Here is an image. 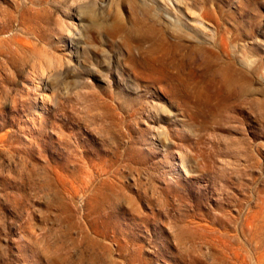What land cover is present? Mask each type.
Listing matches in <instances>:
<instances>
[{
    "label": "rangeland",
    "instance_id": "obj_1",
    "mask_svg": "<svg viewBox=\"0 0 264 264\" xmlns=\"http://www.w3.org/2000/svg\"><path fill=\"white\" fill-rule=\"evenodd\" d=\"M0 264H264V0H0Z\"/></svg>",
    "mask_w": 264,
    "mask_h": 264
},
{
    "label": "bare ground",
    "instance_id": "obj_2",
    "mask_svg": "<svg viewBox=\"0 0 264 264\" xmlns=\"http://www.w3.org/2000/svg\"><path fill=\"white\" fill-rule=\"evenodd\" d=\"M172 3V2H171ZM174 4H175V1L173 2ZM174 4H173V7H170V8H172L173 10H175V12H177L176 10V7L174 6ZM172 5V4H171ZM177 5V4H176ZM166 7V6H165ZM164 7V8H165ZM169 8V9H170ZM178 8V7H177ZM168 9V10H169ZM164 10V9H163ZM162 10V12H164L163 13V15H162V17H163V19L166 21V22H169L170 24H172V17L173 16H171L168 12H165V11H163ZM166 10V9H165ZM171 10V9H170ZM173 10H171V12L173 11ZM180 11H182V10H180ZM179 11V12H180ZM170 12V11H169ZM181 13V12H180ZM175 14V13H174ZM177 14V13H176ZM183 14H185L186 15V18H187V22L189 23V22H192V20H195L194 18H193V16H192V14L191 13H188V11H184V13ZM90 15V14H89ZM155 17H157V14H153ZM181 16H182V14H180ZM155 17H153L152 16V18L153 19H155ZM175 17V16H174ZM176 17L178 18L179 17V13H178V16L176 15ZM175 17V18H176ZM183 17V16H182ZM184 18V17H183ZM178 20V19H177ZM176 21V20H175ZM180 21V20H179ZM183 22H185V21H183ZM177 23V22H176ZM181 23V22H180ZM179 24V23H178ZM182 24V23H181ZM189 24H191V23H189ZM113 26V27H112ZM111 27L113 28V29H116V30H120V29H122V24H121V22H120V19H119V17H116L115 18V22L113 23V25H112ZM182 26H184V25H182ZM95 27H97V28H103V24H101V23H99V22H95ZM185 27V26H184ZM189 27V26H188ZM193 27V26H192ZM112 28H111V30H112ZM186 29V28H185ZM192 29H194V28H192ZM171 29H168V32L169 33H171L172 32V30L170 31ZM186 30H188V29H186ZM189 30H191V29H189ZM195 30V29H194ZM196 31V30H195ZM99 32V31H98ZM192 32V31H191ZM194 32V31H193ZM197 32H198V30H197ZM202 32V31H201ZM194 33H196V32H194ZM99 34H101V32H99ZM198 34V33H197ZM199 36H201V34L199 35ZM202 37H204V36H202ZM205 38V37H204ZM202 39V38H201ZM204 40H206V38L204 39ZM162 49H166V47L167 46H173L174 47V49H175V51H174V55H173V60H175L176 62H175V64H176V67H175V69L177 70V72H176V74H174V75H170V76H168V72H166V73H163V75L166 77V76H168V78H167V80L168 81H170L171 83H174V81H176V82H179V85H181V88L180 89H182V91L183 92H185V94H187V95H190L191 97H193V98H195V99H201L202 97H207V91H206V89L205 88H201V87H199V85H198V83H199V75H198V72H197V69L195 68V66H194V59H193V54H194V51H196V50H201V51H203L202 49H201V47L199 48V47H197V46H192L193 48H189L188 47V45H185V44H182V43H179V42H169V41H167L164 37H162ZM200 42H202V41H200ZM208 42V41H207ZM189 49V50H188ZM187 50V51H186ZM127 52H129V51H127ZM131 52V51H130ZM204 52V51H203ZM166 52H162L161 54H165ZM103 54H104V52H103ZM135 55V54H134ZM138 56V55H137ZM188 56H189V58H188ZM156 57H158V55L156 56ZM150 60V59H149ZM157 60H159V59H157ZM134 61V60H133ZM139 63L141 64V66L143 67V68H146L145 70H149L148 72H149V75L151 76L153 73H155V67H154V65L155 64H152L151 62H147V61H142V60H139ZM206 64V63H205ZM132 66H133V64H132ZM159 67V66H158ZM157 67V68H158ZM161 67V66H160ZM163 67V66H162ZM161 67V68H162ZM254 67V66H253ZM135 69V68H134ZM159 69V68H158ZM164 69V68H163ZM187 69V70H186ZM200 69V68H199ZM157 70V69H156ZM161 71V70H160ZM253 71V70H252ZM158 72V71H157ZM156 72V73H157ZM161 72H163V71H161ZM251 72V71H250ZM254 72V71H253ZM160 74V73H159ZM158 74V75H159ZM162 74V73H161ZM159 76H157V78H158ZM149 78V77H148ZM100 79H104V77H103V75H102V77H100ZM214 79V78H213ZM163 80V79H162ZM178 84V83H177ZM167 86V85H166ZM171 87H172V85H171ZM169 89V88H168ZM174 89V88H173ZM165 90V89H164ZM171 90V89H170ZM178 92H180V90L178 91ZM220 93L222 92V91H219ZM173 93H174V91H173ZM174 94H177V93H174ZM230 98H232V97H230ZM224 99H226V98H224ZM229 99V98H228ZM227 99V100H228ZM209 100V99H208ZM225 101V100H224ZM217 102H215L214 104H216ZM217 105V104H216ZM212 106V105H211ZM222 107V106H221ZM221 107L219 108V110L221 109ZM197 108V107H196ZM195 108V109H196ZM192 110H193V108H192ZM203 110V109H202ZM213 110V109H212ZM205 112V111H204ZM200 113V112H199ZM207 114V113H206ZM219 114V113H218Z\"/></svg>",
    "mask_w": 264,
    "mask_h": 264
}]
</instances>
